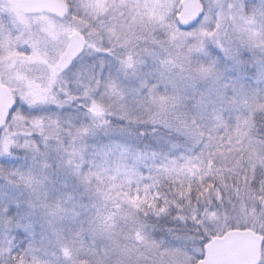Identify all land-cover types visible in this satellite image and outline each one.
<instances>
[{"label":"snow or ice","instance_id":"1","mask_svg":"<svg viewBox=\"0 0 264 264\" xmlns=\"http://www.w3.org/2000/svg\"><path fill=\"white\" fill-rule=\"evenodd\" d=\"M0 264H264V0H0Z\"/></svg>","mask_w":264,"mask_h":264}]
</instances>
